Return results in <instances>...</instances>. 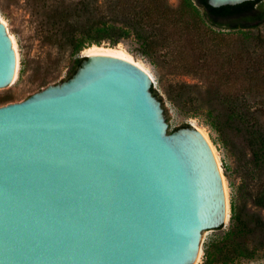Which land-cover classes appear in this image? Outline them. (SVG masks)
<instances>
[{"label":"water","instance_id":"obj_1","mask_svg":"<svg viewBox=\"0 0 264 264\" xmlns=\"http://www.w3.org/2000/svg\"><path fill=\"white\" fill-rule=\"evenodd\" d=\"M82 58L0 107V264H194L202 234L230 217L208 140L191 124L167 132L149 72ZM15 73L0 23V89Z\"/></svg>","mask_w":264,"mask_h":264},{"label":"trees","instance_id":"obj_2","mask_svg":"<svg viewBox=\"0 0 264 264\" xmlns=\"http://www.w3.org/2000/svg\"><path fill=\"white\" fill-rule=\"evenodd\" d=\"M28 3L40 40L73 58L65 80L79 67L81 51L101 42H128V53L145 60L160 78L171 77L166 96L178 111L199 119L219 142L234 149L239 142L252 185L240 200L231 195L228 229L219 244L204 246L203 264L253 260L264 253V42H250L259 37L248 34L264 21L261 0L219 8L204 0H178L175 6L169 0Z\"/></svg>","mask_w":264,"mask_h":264},{"label":"rangeland","instance_id":"obj_3","mask_svg":"<svg viewBox=\"0 0 264 264\" xmlns=\"http://www.w3.org/2000/svg\"><path fill=\"white\" fill-rule=\"evenodd\" d=\"M261 2L264 7V0H261ZM169 3L175 6L178 0H169ZM0 23L4 25L8 36L12 38L16 54V74L10 86L0 89V107L22 101L36 91L66 78L71 69L73 58L66 53L59 52L48 42L40 40L35 16L30 11L28 0H0ZM215 32L226 33L218 29H215ZM248 34L250 37H259V41L250 40V42H264V21L256 29L249 31ZM128 46V42L119 43L115 46H109L108 43L101 42L98 47L120 49L126 52L152 75L154 81L152 89L161 99V106L166 112L164 118L168 124V133L180 128L181 124L185 123L197 127L203 133L220 168L229 211L231 195L240 200L245 195L247 196V192L252 185L248 176L249 165L243 155L244 150L239 146L238 141L236 145L239 149L231 148L219 142L215 134L204 126L199 119L187 118L178 111L166 96L167 83H169L171 77L163 76L160 78L145 60L128 53ZM83 51L79 53V57H84ZM43 79L52 80L40 88ZM262 215L264 216V211ZM229 218L220 230H208L202 234L200 252L194 264H203V248L207 243L219 244L222 235L228 229ZM229 264H264V253L253 260H237Z\"/></svg>","mask_w":264,"mask_h":264},{"label":"bare ground","instance_id":"obj_4","mask_svg":"<svg viewBox=\"0 0 264 264\" xmlns=\"http://www.w3.org/2000/svg\"><path fill=\"white\" fill-rule=\"evenodd\" d=\"M11 38V37H10ZM12 41V47L14 49V42L11 38ZM84 56H93V55H109V56H113V57H118V58H122L125 60H128L130 62H133L134 64H136L137 66H139L140 68L144 69L145 71H147L145 69V67L143 65H141L138 61H136L132 56H130L129 54H127L126 52L120 50V49H112V48H104V47H98V46H91L89 48H86L83 51ZM148 72V71H147ZM16 74V73H15ZM15 77V75H14ZM14 80V78H13ZM13 82V81H12ZM3 89V88H2ZM201 132V131H200ZM202 133V132H201ZM203 134V133H202ZM204 136V135H203ZM205 137V136H204ZM207 140V139H206ZM213 152V150H212ZM214 154V153H213ZM216 159V158H215ZM217 162V161H216Z\"/></svg>","mask_w":264,"mask_h":264}]
</instances>
